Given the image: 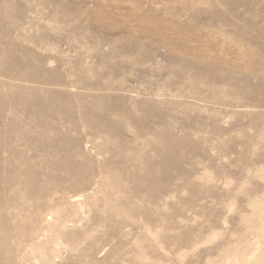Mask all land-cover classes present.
Here are the masks:
<instances>
[{
  "label": "rangeland",
  "instance_id": "1",
  "mask_svg": "<svg viewBox=\"0 0 264 264\" xmlns=\"http://www.w3.org/2000/svg\"><path fill=\"white\" fill-rule=\"evenodd\" d=\"M0 264H264V0H0Z\"/></svg>",
  "mask_w": 264,
  "mask_h": 264
}]
</instances>
